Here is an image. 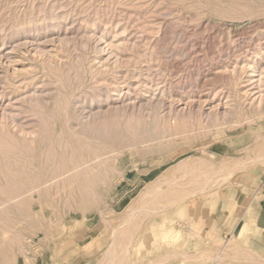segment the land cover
Here are the masks:
<instances>
[{
    "label": "rangeland",
    "instance_id": "374dc122",
    "mask_svg": "<svg viewBox=\"0 0 264 264\" xmlns=\"http://www.w3.org/2000/svg\"><path fill=\"white\" fill-rule=\"evenodd\" d=\"M257 57L264 62V0H0V131L7 125L15 141L0 153V201L8 200L0 203V264H258L249 240L256 232L242 241L236 217L221 233L194 213L243 178L264 182ZM144 78L152 82L144 86ZM31 90L39 96L22 104L34 108L21 119L31 123L8 122L6 104ZM108 94L127 113L114 115ZM148 99L155 106H139ZM129 118L135 134L125 130ZM177 118L183 134L153 138L154 125ZM100 119L108 134L90 128ZM60 160L85 167L69 172L74 180L29 184L51 178ZM153 222L179 229L178 239L161 240Z\"/></svg>",
    "mask_w": 264,
    "mask_h": 264
},
{
    "label": "bare ground",
    "instance_id": "6f19581e",
    "mask_svg": "<svg viewBox=\"0 0 264 264\" xmlns=\"http://www.w3.org/2000/svg\"><path fill=\"white\" fill-rule=\"evenodd\" d=\"M173 1V0H172ZM231 7V6H230ZM241 7V6H240ZM244 7V6H243ZM232 8H234V6L232 7ZM245 8V7H244ZM235 9V8H234ZM224 10V9H223ZM237 10V9H236ZM241 10V9H240ZM253 11V10H252ZM216 12V11H215ZM232 12H233V10H232ZM245 12V11H244ZM251 12V11H250ZM225 13V12H224ZM220 15H222V11H221V14ZM224 15V14H223ZM238 15V14H237ZM197 16V15H196ZM224 16H226V15H224ZM233 16V15H232ZM251 16V15H250ZM228 17V16H227ZM240 18V17H239ZM236 19V18H235ZM237 20V19H236ZM227 21V20H226ZM238 24V23H237ZM243 24V23H242ZM241 25V24H240ZM242 27H243V25H242ZM258 54V53H257ZM256 55V54H255ZM258 58V57H257ZM261 58H263V56L261 57ZM259 60H257V63H255V62H252V68H253V71H255V72H258V74L259 75H263L264 76V62H262L261 60L262 59H260V57L258 58ZM125 64V63H124ZM137 64V63H136ZM129 65V64H128ZM151 66V65H150ZM234 66V65H233ZM148 67V66H147ZM226 67H227V65H226ZM229 67V66H228ZM128 68V67H127ZM149 68V67H148ZM148 68H145V69H148ZM132 69V68H131ZM150 69V68H149ZM232 69H233V67H232ZM235 69V68H234ZM225 70H227V68L225 69ZM132 71V70H131ZM119 72V71H118ZM146 72V71H145ZM228 72H229V70H228ZM234 72H237V71H234ZM233 72V73H234ZM129 73V72H128ZM137 74H139V73H137ZM146 74V73H145ZM133 75H134V73H133ZM147 75H148V73H147ZM146 75V76H147ZM228 75H231V74H228ZM235 75H236V73H235ZM252 75V74H251ZM227 76V75H226ZM148 77V76H147ZM146 77V78H147ZM237 77H239V76H237ZM259 77H261V76H259ZM145 79V78H144ZM144 79H142V85H144V86H147V81H150V80H144ZM235 79H236V77H235ZM235 79H234V82H235ZM237 80H239V79H236V81ZM123 81V80H122ZM126 81V80H125ZM229 81V80H228ZM231 81V80H230ZM260 81H261V79H260ZM141 82V81H140ZM145 82V83H144ZM150 82H152V81H150ZM263 84H260L258 87H260L261 85H264V79H263ZM123 83V82H122ZM126 83V82H125ZM231 83V82H230ZM229 83V84H230ZM258 83H260V82H258ZM128 84V83H127ZM150 84V83H149ZM232 84V83H231ZM230 84V85H231ZM237 84V83H236ZM130 85V84H129ZM128 85V86H129ZM153 85V84H152ZM156 85H157V83H156ZM234 85V84H233ZM258 85V84H257ZM127 86V85H126ZM143 86V87H144ZM151 86V85H150ZM229 86V85H228ZM236 86V85H235ZM234 86V87H235ZM149 87V86H148ZM233 87V88H234ZM258 87H257V89H258ZM130 88V87H129ZM230 88V87H229ZM254 88V87H253ZM237 89H239V88H237ZM14 91V90H13ZM12 91V92H13ZM32 91V93H30V95L28 94L27 96H23V98L21 99V97H20V99H17V98H15V99H17V100H15L14 102H12V103H7L6 104V106L4 107V109H3V114L4 113H6V114H4V116L8 119V122L10 121V122H14L15 123V125L18 123L19 125H21V124H23V123H25V122H30V121H25V122H23V121H21V119L23 118V120H24V116H26V115H28V114H25V115H23L25 112H27L28 113V111H31L32 112V110H33V108H32V106H34V104L32 105H30V107L29 108H31L30 110H25V108L27 107H24V102H27V103H32V100L34 99V98H37L39 95L37 94V91H33V90H31ZM110 91H111V89H110ZM114 91V90H113ZM132 91V90H131ZM223 91V90H222ZM257 91V90H256ZM256 91H254V92H256ZM258 91H259V98H258V96H257V100H259V102L261 101V99L263 100V98H261L262 96H264V87H261V89L259 90L258 89ZM26 93H27V91H25ZM135 92H136V90H135ZM229 92V91H228ZM251 92V91H250ZM254 92H253V96L255 95L254 94ZM39 93V92H38ZM95 93V92H94ZM108 93V92H107ZM201 93V92H200ZM226 93H227V91H226ZM246 93V92H245ZM93 94V93H92ZM216 94V93H215ZM219 94V93H218ZM220 94H221V92H220ZM250 94V93H249ZM19 95V94H18ZM95 95V94H94ZM99 95H100V92H99ZM103 95V94H102ZM113 95H115V93L113 94ZM112 95V96H113ZM134 95V94H133ZM136 95V94H135ZM185 95V94H184ZM222 95V94H221ZM238 95V94H237ZM236 95V96H237ZM111 95H109L108 94V96H107V100L109 101V104H111L110 106L113 108V110H115L114 112V115H118V113L119 114H122V113H124L125 111H126V109H124L125 107H122L121 105H124V104H121V105H119L120 103H119V101L118 100H113V99H111V97H112ZM186 96V95H185ZM188 96V95H187ZM206 96H208V95H206ZM229 96V95H228ZM227 96V97H228ZM244 96H246V95H244ZM17 97V96H16ZM93 97V96H92ZM97 97H98V95H97ZM104 97V96H103ZM215 97V96H214ZM218 97V96H217ZM247 97H249V96H247ZM250 97H251V94H250ZM11 98V97H10ZM40 99H41V95H40V97H39ZM84 98H86V97H84ZM181 98V97H180ZM180 98H178V99H180ZM188 98H189V96H188ZM187 98V100H189ZM241 98V97H240ZM63 99V98H62ZM98 99V98H97ZM151 99V98H150ZM184 99L186 100V98L184 97ZM36 100V102H38L37 101V99H35ZM99 100V99H98ZM97 100V101H98ZM239 100V99H238ZM249 100V99H248ZM253 100V99H252ZM252 100H250L251 101V103H252ZM13 101V100H12ZM68 101V97H67V100L65 99L63 102H61L62 104H64V103H66ZM118 101V102H117ZM150 101L151 100H145L144 101V103H139V106H140V104H142V105H146L145 107H151L152 108V104L155 106V102L154 103H150ZM153 101V100H152ZM151 101V102H152ZM23 102V103H22ZM72 102V101H71ZM92 102V101H91ZM99 102H100V100H99ZM254 102V101H253ZM262 102V101H261ZM260 102V103H261ZM249 103V102H248ZM256 103H258V102H256ZM22 104H24V105H22ZM38 104V103H37ZM36 104V105H37ZM67 104V103H66ZM72 104V103H71ZM75 104V103H74ZM151 104V105H150ZM27 105V104H26ZM38 105H40V104H38ZM55 105V104H54ZM234 105V104H233ZM250 105V104H249ZM256 105V104H255ZM261 105H262V103H261ZM67 106H68V104H67ZM137 107H139L138 106V104L136 105ZM156 106H158L157 104H156ZM257 106H259V105H256L255 107H256V110L259 108H257ZM36 107V106H35ZM74 107V106H73ZM143 107V106H142ZM235 107V106H234ZM233 107V108H234ZM249 107V106H248ZM261 107V106H260ZM264 107V106H263ZM28 108V107H27ZM37 108H41V105H40V107H37ZM63 108V107H62ZM154 108V107H153ZM232 108V109H233ZM239 108V107H238ZM43 109V108H42ZM64 109V108H63ZM139 109V108H138ZM144 109V108H143ZM149 109V108H148ZM159 108H157V110H158ZM237 109V108H236ZM241 109V108H240ZM259 109H261V108H259ZM154 111V109H151V111L150 112H152V115H153V111ZM155 110H156V108H155ZM199 110V109H198ZM197 110V111H198ZM201 110V109H200ZM57 111H58V109H57ZM124 111V112H123ZM134 111V110H133ZM160 111V110H159ZM178 112H180V114H181V112L182 111H179V110H177ZM202 111V110H201ZM63 112H65V110L63 111ZM67 112V119L68 120H70L73 116H69L68 117V111H66ZM155 112V111H154ZM173 112V111H172ZM171 112V113H172ZM176 112V111H175ZM178 112H176L177 114H178ZM258 112H260V111H258ZM43 113V112H42ZM125 113H127V112H125ZM155 113H157V112H155ZM170 113V114H171ZM175 113V114H176ZM32 114V113H31ZM31 114H30V116H31ZM34 114L37 116V118L39 119V121L42 123V125L46 128V130L49 132V134H51L52 133V126H51V123H45L46 121H45V119H44V117H42L41 116V114L39 113V112H37V111H34ZM46 114V113H45ZM53 114V113H52ZM66 114V113H65ZM76 114H78V113H76L75 112V115ZM128 114H130V113H128ZM140 114H142V113H140ZM173 114V113H172ZM171 114V115H172ZM33 115V114H32ZM54 115V114H53ZM79 115V114H78ZM133 115V114H132ZM136 115V114H135ZM160 115V114H159ZM241 115V114H240ZM245 115V117H246V114H244ZM243 115V116H244ZM3 116V115H2ZM3 116V117H4ZM121 116V115H120ZM122 116H124V118H125V115H122ZM129 116H131V115H129ZM155 116H156V114H155ZM169 116V115H168ZM183 115H181L180 117H182ZM200 116V115H199ZM259 116V115H258ZM4 117V118H5ZM35 117V116H34ZM49 117V116H48ZM64 118H65V115L63 116ZM76 117H79V116H76ZM132 117V116H131ZM139 117H140V115H139ZM152 117H154V116H152ZM159 117V116H158ZM184 117V116H183ZM183 117H182V119H183ZM26 118V117H25ZM36 118V119H37ZM58 118V117H57ZM74 118V117H73ZM81 118V117H80ZM113 118V117H112ZM126 118H128V117H126ZM133 118V117H132ZM157 118V117H156ZM160 118V117H159ZM163 118V117H162ZM171 118V117H170ZM170 118H168V120H170ZM207 118H208V115H207ZM7 119H5V120H7ZM29 119H31V118H29ZM36 119L35 120H31V121H34V123H36L35 121H36ZM75 119V118H74ZM79 119V118H78ZM135 119V118H134ZM136 119H137V117H136ZM210 119V118H209ZM4 120V119H3ZM67 120V121H68ZM76 120V119H75ZM109 120V119H108ZM111 120H113V119H111ZM118 121L119 120H121V119H117ZM123 120V119H122ZM121 120V121H122ZM139 120V119H138ZM142 120H143V118H142ZM156 119L154 118V121H155ZM158 120V119H157ZM166 120V119H165ZM211 120V119H210ZM39 121L37 120V122L39 123ZM66 121V122H67ZM78 121V120H77ZM125 121V120H124ZM132 120L129 118V119H127V124L128 125H126L125 126V130H130V132H133L134 133V126H135V124H133L132 122H131ZM134 121V120H133ZM144 121V120H143ZM167 121V120H166ZM212 121V120H211ZM215 121V120H214ZM0 122H1V120H0ZM110 122V121H109ZM112 122V121H111ZM117 122V121H116ZM115 122V123H116ZM120 122V121H119ZM165 122V121H164ZM168 123H169V121H167ZM171 122H173V124H169L168 126L167 125H165V123L163 124V125H161V126H159L158 127V125H154V131H153V134H154V136H153V138L154 139H157V138H160L161 136H164L166 133L168 134L169 133V131H173V130H175V131H177V133L179 134V133H181V134H183L186 130V128L185 129H183V126L186 124H184V122H183V120H178V118H177V120H174V121H171ZM213 122V121H212ZM1 123H3L4 124V122H1ZM0 123V124H1ZM5 123H6V121H5ZM31 123V122H30ZM68 123V122H67ZM115 123H114V125H115ZM131 123H132V125H131ZM139 123V122H138ZM137 123V124H138ZM145 123V122H144ZM159 123V122H158ZM163 123V122H162ZM214 123V122H213ZM8 124V123H7ZM11 124V123H10ZM17 124V125H18ZM40 124V123H39ZM54 124H55V122H54ZM63 124H64V122H63ZM107 124L109 125V123L107 122V123H105V121H103V120H99L98 121V123H97V125H96V127L95 126H92V127H90L91 129L93 128V133H94V128H96L97 130H104L105 128H106V126H107ZM140 124V123H139ZM142 124V123H141ZM160 124V123H159ZM198 124V123H197ZM200 124H201V122H200ZM70 125H71V123H70ZM113 125V126H114ZM144 125V124H143ZM9 126H11V125H9ZM28 126V125H27ZM55 126V125H54ZM72 126V125H71ZM86 126V125H85ZM116 126V125H115ZM119 126H120V123H119ZM123 126H124V124H123ZM8 126L6 125V128L4 129V131H2L3 130V128H0V129H2L1 131H0V153H2L3 154V152H5L6 150L8 151V149L10 148V146L11 145H13L14 143L13 142H15V141H13V139H12V135L9 137V136H7V135H5V133H9L10 131V128L8 129L7 128ZM33 127H35V126H33ZM39 127V126H38ZM69 127V126H68ZM136 127H137V125H136ZM135 127V128H136ZM187 127V126H186ZM199 127V126H198ZM18 128H20V127H18ZM25 128V127H24ZM30 128V127H29ZM120 128V127H119ZM118 128V129H119ZM148 128V127H147ZM158 128H159V130H158ZM22 129V128H21ZM39 129V128H38ZM106 129H109V127L108 128H106ZM117 129V130H118ZM143 129H144V126H143ZM29 130V129H28ZM69 130H71V129H69ZM80 130V129H79ZM116 130V129H115ZM86 131V130H85ZM105 131V130H104ZM148 131V130H147ZM192 131V130H191ZM61 132V131H60ZM63 132V131H62ZM73 132V131H72ZM92 132V131H91ZM100 132V131H99ZM106 133H107V131H105ZM105 132H104V134H105ZM183 132V133H182ZM189 132V131H188ZM198 132V131H197ZM75 133V132H74ZM73 133V134H74ZM103 133V132H102ZM117 133V132H116ZM136 133V132H135ZM134 133V134H135ZM147 133V132H146ZM191 133V132H190ZM10 134V133H9ZM15 134H16V132H15ZM60 134V133H59ZM108 134V133H107ZM122 134V133H121ZM128 134H131V133H128ZM186 134H187V132H186ZM184 135L185 137H187V135ZM95 135H97V134H95ZM100 135V134H99ZM171 135H173V134H171ZM180 135V134H179ZM199 135V134H198ZM201 135H202V133H201ZM16 136V135H15ZM35 136V135H34ZM37 136V139L39 138V133H38V135H36ZM45 136V135H44ZM104 136V135H103ZM174 136V135H173ZM189 136H191V135H189ZM17 137V136H16ZM87 137V136H86ZM101 137H102V134H101ZM106 137V136H105ZM126 137V136H125ZM134 137H135V135H134ZM170 137V136H169ZM175 137H176V135H175ZM180 137V136H179ZM192 137V136H191ZM80 138H81V136H80ZM177 138V137H176ZM181 138V137H180ZM188 138V137H187ZM190 138V137H189ZM16 139V138H15ZM22 139V138H21ZM25 139V138H24ZM142 139V138H141ZM175 139V138H174ZM182 139V138H181ZM26 140V139H25ZM30 140V139H29ZM61 140V139H60ZM77 140V139H76ZM81 140V139H80ZM91 140V139H90ZM90 140H89V142H90ZM94 140V139H93ZM160 140V139H159ZM158 140V141H159ZM23 141V140H22ZM61 142V141H60ZM84 142V141H83ZM149 142H151L150 140H149ZM153 142V141H152ZM171 142V141H170ZM16 143H18V141L16 142ZM32 143V142H31ZM65 143H67V142H64V147H65ZM155 143V142H154ZM19 145H20V142L18 143ZM17 144V145H18ZM50 144H51V142H50ZM60 144V143H59ZM86 144H87V142H86ZM22 145V144H21ZM33 145V144H32ZM61 145V144H60ZM59 145V146H60ZM67 145V144H66ZM70 145V144H69ZM89 145V144H88ZM15 146H16V144H15ZM30 146H31V144H30ZM51 146V145H50ZM17 147V146H16ZM29 147V146H28ZM89 147V146H88ZM97 147V146H96ZM103 147V146H102ZM129 147H131V146H129ZM136 147V146H135ZM19 148V147H18ZM23 148V147H22ZM71 148V147H70ZM87 148V147H86ZM101 148V147H100ZM108 148V147H107ZM111 148V147H110ZM151 148V147H150ZM15 148H13V150H14ZM76 149H77V147H76ZM90 149V148H89ZM130 149H133V148H130ZM162 149H164V148H162ZM10 150V149H9ZM11 150H12V147H11ZM19 150V149H18ZM40 150H42V149H40ZM47 150H49V148L47 149ZM53 150V149H52ZM91 150V149H90ZM33 151V150H32ZM43 151V150H42ZM98 151H101L100 149L98 150ZM13 152H15V150L13 151ZM92 152V151H91ZM11 153V152H10ZM45 153H48V151H45ZM90 153V152H89ZM101 153V152H100ZM112 153V152H111ZM137 153V152H136ZM148 153H150L149 151H148ZM57 154V153H56ZM97 154V153H96ZM104 154V153H103ZM42 155V154H41ZM40 155V156H41ZM46 156H48L49 154H45ZM71 155V154H70ZM76 155V154H75ZM89 155V154H88ZM63 156H65V155H63ZM87 156V155H86ZM98 156H101V155H98ZM104 156V155H103ZM18 157V156H17ZM21 157V156H20ZM54 157H55V154H54ZM78 157H79V155H78ZM97 157V156H96ZM106 157V156H105ZM7 158V157H6ZM49 158V157H48ZM77 158V157H76ZM75 158V159H76ZM98 158H100V157H98ZM97 158V159H98ZM24 159V158H23ZM41 159V158H40ZM61 159H63V158H61ZM106 159V158H105ZM109 159V158H108ZM4 160V159H3ZM44 161H46L45 159H44ZM60 161H62L61 163H59V166H54L53 167V165H51L52 166V168H51V171L49 170L48 172H47V174L48 173H51L50 175H49V177L51 176V175H53V176H51V178H49V179H44V178H41V179H37V180H32L29 184H31V186H33V187H39V186H43V185H45L46 184V182H49V180L50 179H53V178H55V177H58L59 175L61 176L62 174H66V176H71L70 174H69V172L71 171V173L72 172H75V171H78L79 170V167H82V166H84V165H82V166H79L78 164H80V162H77L78 164H75V163H73V164H71V166L70 167H68L67 168V162L65 161V160H60ZM77 161V160H76ZM86 161V160H85ZM26 163V162H25ZM83 163V162H82ZM87 163V162H86ZM102 163H104V162H102ZM106 163V162H105ZM99 164V163H98ZM45 165V164H44ZM96 165V164H95ZM28 166V165H27ZM89 166V165H88ZM50 167V166H49ZM62 167V168H61ZM63 167H65L64 168V170H63ZM85 167V166H84ZM98 167V166H97ZM92 168H94V167H92ZM1 169V168H0ZM59 169H62L63 171H60ZM115 169V168H114ZM44 170V169H43ZM57 170H58V172H57ZM95 170V169H94ZM93 170V171H94ZM97 170V169H96ZM99 170H101V169H99ZM4 171V170H3ZM82 171H84V170H82ZM57 172V173H56ZM90 172H92V171H90ZM100 172V171H99ZM2 173V172H1ZM41 173V172H40ZM83 173V172H82ZM86 173H88V172H86ZM37 175V174H36ZM60 176H59V178H60ZM85 176V175H84ZM89 176V175H88ZM7 177V176H6ZM66 178V177H65ZM69 179H73L74 180V178H73V176H71V178L69 177ZM69 179H67L68 181H69ZM8 180V179H7ZM62 180H63V177H62ZM85 180H87V179H85ZM6 181V180H5ZM9 181V180H8ZM51 181V180H50ZM53 181V180H52ZM55 181L57 182L58 181V179H55ZM64 181V180H63ZM63 181H62V183H63ZM54 182V181H53ZM52 182V183H53ZM86 182H88V181H86ZM9 183H10V181H9ZM55 183V182H54ZM58 183V182H57ZM70 182H68V184H69ZM2 184V186H3V184L4 183H2V182H0V185ZM56 184V183H55ZM59 184V183H58ZM64 184V183H63ZM62 184V185H63ZM73 184V183H72ZM57 185V184H56ZM65 185V184H64ZM63 185V187L64 188H66L65 186ZM1 186V187H2ZM49 186H50V184H49ZM16 187V186H15ZM3 188H4V186H3ZM48 188V187H47ZM51 188V187H50ZM79 188V187H78ZM1 189V188H0ZM63 189V188H62ZM2 191H3V189H2ZM80 191V190H79ZM30 192V191H29ZM33 192V191H32ZM26 193V192H25ZM28 193V192H27ZM15 195H13V196H7V195H5V197H8L9 199L10 198H13ZM15 198H17V197H15ZM215 198H211V200L210 201H206L205 203H204V211H209V212H211L212 210H213V207H214V203L215 202H217V201H215L214 200ZM11 200V199H10ZM5 201H6V199H1V201H0V203H5ZM8 201V200H7ZM6 201V202H7ZM231 204V202L228 204V206ZM190 208V210H193V207L191 206V207H189ZM13 223V222H12ZM3 224H5V223H3ZM14 225H16V224H14ZM148 225H149V223H148ZM7 226V225H6ZM150 226V225H149ZM151 226L152 227H154V228H156V232L157 233H160V239L161 240H163V239H166V240H168V241H170V242H174V241H176L177 239H178V237H179V235H180V230L179 229H177V228H174V227H172V226H170V227H167L166 229L164 228H158L157 226H156V223H152L151 224ZM11 226H9V228H10ZM63 227V226H62ZM235 227V226H234ZM12 228V227H11ZM13 229H15V227L13 228ZM153 229V228H152ZM1 231H3L2 229H0ZM254 230H258L257 229V227H255L254 229H251V226H250V223L248 222V220L247 221H241L240 222V225H239V228H238V230H237V234H236V236L235 237H237V239H239V240H242V241H245V239H243V237H244V235L245 234H247V233H249L250 231L251 232H253ZM4 232V234L6 233L5 231H3ZM151 232V231H150ZM156 233V234H157ZM17 234V233H16ZM21 234V233H20ZM118 234H120V233H118ZM122 234V233H121ZM120 234V235H121ZM145 235H147V234H145ZM149 235V234H148ZM155 235V234H154ZM17 237V235H14V237ZM21 236V235H20ZM122 236V235H121ZM158 236V235H157ZM1 237V236H0ZM145 237V236H144ZM143 237V238H144ZM153 237H155V236H153ZM4 238V237H3ZM10 238V237H9ZM12 238V237H11ZM23 238V237H22ZM115 238V237H114ZM231 238V237H230ZM6 239V238H5ZM13 239V238H12ZM6 240H8V239H6ZM115 239H113V241H114ZM116 240H117V238H116ZM233 240H234V238H233ZM9 241V240H8ZM7 241V242H8ZM152 241V240H151ZM153 241H155L156 242V240H154L153 239ZM249 241V240H248ZM15 242L17 243V245H19V243L18 242H22L21 240H19L18 239V237L17 238H15ZM227 242V241H226ZM115 243V242H114ZM142 243V241L141 240H139L138 241V244H141ZM150 243V242H149ZM230 243V242H229ZM245 243V242H244ZM11 244H13V240H12V243ZM227 245V244H226ZM111 246V245H110ZM12 247V246H11ZM20 247V246H19ZM138 248L140 247V246H137ZM142 247V246H141ZM148 247V246H147ZM224 247V246H223ZM249 247V246H248ZM226 248V247H225ZM21 249V248H20ZM24 249V248H23ZM108 249V248H107ZM110 249V248H109ZM108 249V250H109ZM221 250H223L222 248H220ZM25 250V249H24ZM225 250V249H224ZM141 251V250H140ZM109 252V251H108ZM106 253V255H108L109 253ZM224 252V251H223ZM219 253V252H218ZM220 253H222V251H220ZM216 257H217V255H216ZM166 258L168 259V256H166ZM165 258V259H166ZM218 258H220V257H218ZM162 259H164V257L162 258ZM184 260V259H183ZM219 260V259H218ZM259 260H260V258H259ZM161 261V260H160ZM163 262V261H162ZM183 262H185V261H182V264H183ZM263 262V261H262ZM10 263V262H9ZM259 263H261L260 261H259ZM1 264H2V262H1ZM237 264V263H236ZM242 264H253L252 263V261L250 262H242ZM256 264H257V261H256ZM263 264V263H262Z\"/></svg>",
    "mask_w": 264,
    "mask_h": 264
},
{
    "label": "crops",
    "instance_id": "0c3cea01",
    "mask_svg": "<svg viewBox=\"0 0 264 264\" xmlns=\"http://www.w3.org/2000/svg\"><path fill=\"white\" fill-rule=\"evenodd\" d=\"M241 182L220 191L219 200H217L218 204L213 207L211 212L206 211L204 213L203 204L197 206V209H194L195 217L201 225L209 224L210 229H214L215 232L221 230V233L227 230L228 225H231L233 217L237 218V224L240 221L248 220L251 229L255 227L258 229L253 231L256 232V236L252 235L249 240L259 250L258 254H256L258 255V264H264V182L254 184L253 180L248 182V179L245 180V178ZM230 202L231 204L228 206L227 204ZM231 211L232 216L230 214L227 215ZM242 250L239 249L236 254L248 255Z\"/></svg>",
    "mask_w": 264,
    "mask_h": 264
}]
</instances>
